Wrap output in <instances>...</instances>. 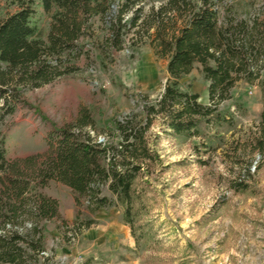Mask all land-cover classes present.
<instances>
[{
	"label": "trees",
	"instance_id": "obj_1",
	"mask_svg": "<svg viewBox=\"0 0 264 264\" xmlns=\"http://www.w3.org/2000/svg\"><path fill=\"white\" fill-rule=\"evenodd\" d=\"M137 2L15 0L17 9L0 16V264H52L45 254L46 223L60 218L59 202L42 191L51 180L73 192L75 229L94 222L81 221L79 226L83 210L94 213L117 205L135 243L148 240L143 179L161 163L149 133L154 120L163 119L162 133L169 138L198 133L201 120L215 118L218 103L230 97L240 80L262 90L254 149L264 154V2L239 12L233 0H165L151 9L149 22H143L140 7L134 8ZM41 11L49 18L46 28L40 23ZM97 20L104 29L100 35ZM139 21L146 33L154 28L149 43L157 56L167 59L168 77L159 97L145 101L141 112L113 120L104 142L86 129L95 125L83 110L74 123L52 126L44 152L10 159L1 127L25 104L23 91L75 73L82 56L91 58L87 44L99 50V58L105 48L120 49ZM196 64L213 104L203 105L197 93L183 88L182 78ZM246 174L251 176L249 168ZM238 185L247 187L242 181ZM105 188L112 198L103 193Z\"/></svg>",
	"mask_w": 264,
	"mask_h": 264
},
{
	"label": "rangeland",
	"instance_id": "obj_2",
	"mask_svg": "<svg viewBox=\"0 0 264 264\" xmlns=\"http://www.w3.org/2000/svg\"><path fill=\"white\" fill-rule=\"evenodd\" d=\"M142 19L165 0H137ZM15 0H0V16L17 9ZM231 2V0H227ZM236 10L257 8L264 0H233ZM118 9L117 3L113 10ZM128 13L127 16H130ZM49 18L40 13L41 26ZM141 21V20H140ZM138 22L124 37L120 49L99 50L87 44L91 58L82 56L75 73L38 88H27L2 130L10 159L44 152L52 126L76 121L87 111L95 129H86L99 141L107 140L112 121L141 112L145 101L163 91L167 59L149 43L154 28ZM98 35L104 29L97 20ZM197 93L203 105L213 104L200 65L181 80ZM230 97L218 103L212 121L201 120L198 133L166 137L157 117L149 133L161 163L145 177L148 212L146 241L135 243L121 221L117 205L82 211L77 228L74 195L66 185L51 180L43 192L59 202L60 218L46 223V252L52 264H264V154L254 149L263 109L262 90L238 81ZM157 136V137H156ZM250 169L248 177L246 170ZM239 181L247 184L240 188ZM103 193L112 198L106 188ZM145 230V229H144Z\"/></svg>",
	"mask_w": 264,
	"mask_h": 264
}]
</instances>
